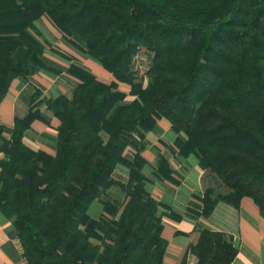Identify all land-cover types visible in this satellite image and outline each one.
Instances as JSON below:
<instances>
[{"label":"trees","instance_id":"trees-1","mask_svg":"<svg viewBox=\"0 0 264 264\" xmlns=\"http://www.w3.org/2000/svg\"><path fill=\"white\" fill-rule=\"evenodd\" d=\"M43 19L112 79L68 67L78 82L72 97L49 105L54 154L23 143L40 119L36 94L8 139L0 123V212L24 264H165L163 218L181 217L145 189L141 157L144 134L161 118L179 155L196 156L205 171L197 218L249 199L264 220V0H0V104L15 79L50 69L36 28ZM117 165L129 170L126 184L111 177ZM156 176L180 182L162 157ZM111 187L123 202H102L90 218L88 207ZM198 233L180 264L188 255L194 264L234 261L230 236Z\"/></svg>","mask_w":264,"mask_h":264},{"label":"crops","instance_id":"crops-1","mask_svg":"<svg viewBox=\"0 0 264 264\" xmlns=\"http://www.w3.org/2000/svg\"><path fill=\"white\" fill-rule=\"evenodd\" d=\"M49 37L38 29L42 40L46 42L42 57L44 64L50 69L27 78L15 79L0 104V123L3 125V136L8 139L12 133L14 119L24 118L30 106L31 98L36 94L34 104L40 119L32 122L23 134V143L33 151H44L54 154L57 143V122L49 109L50 103L58 96L70 99L78 82L66 71L71 64L77 65L93 73L100 81L109 83L111 77L96 61L68 44L63 37L46 21ZM55 35L60 36V39ZM62 37V38H61ZM71 56L68 61L56 53ZM157 131L144 134L145 148L141 157L145 161L142 173L146 178L145 189L154 199L166 205L172 212L181 217L180 221L163 218L162 236L168 246L164 257L165 264H180L187 253L189 245L196 243L199 230L221 232L232 239L237 255L231 264H264V220L257 207L249 200L243 199L238 208L218 203L207 218L196 217L202 205L199 199L204 190L205 171L199 167L196 156L190 154L181 157L174 142L176 134L171 124L164 118L157 120ZM133 151H127L132 157ZM165 159L180 178L175 185L159 180L156 176L157 160ZM111 177L126 184L129 170L117 165ZM124 194L117 187L109 188L100 201L93 202L87 209L92 219H98L103 210L102 202L122 203ZM194 227L197 229L194 230ZM195 258L187 257V264H194ZM0 264H24L16 231L11 222L0 212Z\"/></svg>","mask_w":264,"mask_h":264},{"label":"rangeland","instance_id":"rangeland-1","mask_svg":"<svg viewBox=\"0 0 264 264\" xmlns=\"http://www.w3.org/2000/svg\"><path fill=\"white\" fill-rule=\"evenodd\" d=\"M44 20V19H43ZM43 20H39L37 23H36V26L38 27V29L39 30H41L42 32H44V34L46 35V36H48L49 37V34H48V32H47V30H46V25L43 23ZM57 31V30H56ZM58 32V31H57ZM58 34H60L59 32H58ZM61 35V34H60ZM55 37L58 39H60V36H57V35H55ZM62 38V37H61ZM140 57H142L141 55H139V58ZM119 89L122 91V92H124L125 94H127L128 93V87H126V86H124V85H121V86H119ZM130 100V97H127L126 98V101L128 102Z\"/></svg>","mask_w":264,"mask_h":264}]
</instances>
